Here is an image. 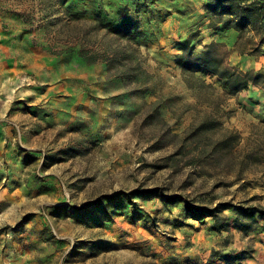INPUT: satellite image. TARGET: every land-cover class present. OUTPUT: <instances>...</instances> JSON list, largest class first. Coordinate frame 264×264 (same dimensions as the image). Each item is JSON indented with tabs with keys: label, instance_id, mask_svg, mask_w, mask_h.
<instances>
[{
	"label": "rangeland",
	"instance_id": "obj_1",
	"mask_svg": "<svg viewBox=\"0 0 264 264\" xmlns=\"http://www.w3.org/2000/svg\"><path fill=\"white\" fill-rule=\"evenodd\" d=\"M205 7L0 0V260L264 264V30Z\"/></svg>",
	"mask_w": 264,
	"mask_h": 264
},
{
	"label": "trees",
	"instance_id": "obj_2",
	"mask_svg": "<svg viewBox=\"0 0 264 264\" xmlns=\"http://www.w3.org/2000/svg\"><path fill=\"white\" fill-rule=\"evenodd\" d=\"M264 0H260L259 2H252L249 5H245L246 0H208V3L205 7V9H210L213 11H216L217 8H221V12L219 14L221 15H229V16H238L240 18L239 24H245L242 23V19L246 17H252L256 16L257 20L259 19V30L263 29V24L261 23V20L264 18ZM257 6V7H256ZM228 25L227 23L224 24L223 28L227 29ZM185 45L184 43H181V47ZM184 50V49H181ZM175 63L178 67H180L183 71L189 70V57L185 56L184 54H179L175 58ZM194 72H203L202 70H195ZM247 75L243 73H239L238 75L231 76L229 79H233L234 81H231L232 83V90L239 89V85L242 84L243 87H246L247 85ZM242 87V88H243ZM207 217L214 218L215 217V211H209ZM251 217H253V214H250ZM216 231H221V229L218 227L215 229Z\"/></svg>",
	"mask_w": 264,
	"mask_h": 264
},
{
	"label": "crops",
	"instance_id": "obj_3",
	"mask_svg": "<svg viewBox=\"0 0 264 264\" xmlns=\"http://www.w3.org/2000/svg\"><path fill=\"white\" fill-rule=\"evenodd\" d=\"M207 2L205 0V6H206ZM263 30H264V21H263ZM1 145V142H0ZM0 264H8L6 261L0 260Z\"/></svg>",
	"mask_w": 264,
	"mask_h": 264
}]
</instances>
